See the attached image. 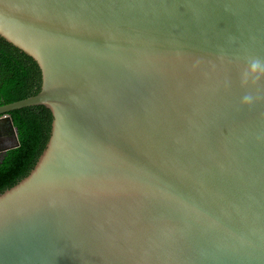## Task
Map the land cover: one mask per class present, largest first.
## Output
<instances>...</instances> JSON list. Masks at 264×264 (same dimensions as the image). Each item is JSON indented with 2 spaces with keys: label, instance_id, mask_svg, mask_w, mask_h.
Returning <instances> with one entry per match:
<instances>
[{
  "label": "water",
  "instance_id": "obj_1",
  "mask_svg": "<svg viewBox=\"0 0 264 264\" xmlns=\"http://www.w3.org/2000/svg\"><path fill=\"white\" fill-rule=\"evenodd\" d=\"M0 38L41 74L0 124L52 116L0 264H264V0H0Z\"/></svg>",
  "mask_w": 264,
  "mask_h": 264
},
{
  "label": "trees",
  "instance_id": "obj_2",
  "mask_svg": "<svg viewBox=\"0 0 264 264\" xmlns=\"http://www.w3.org/2000/svg\"><path fill=\"white\" fill-rule=\"evenodd\" d=\"M41 74L36 63L0 38V106L36 95ZM16 132L18 147L0 159V193L14 186L34 167L49 139L52 116L43 106L6 114Z\"/></svg>",
  "mask_w": 264,
  "mask_h": 264
},
{
  "label": "flooded vegetation",
  "instance_id": "obj_3",
  "mask_svg": "<svg viewBox=\"0 0 264 264\" xmlns=\"http://www.w3.org/2000/svg\"><path fill=\"white\" fill-rule=\"evenodd\" d=\"M15 131L5 124H0V151L15 144ZM3 154H0V159Z\"/></svg>",
  "mask_w": 264,
  "mask_h": 264
},
{
  "label": "clouds",
  "instance_id": "obj_4",
  "mask_svg": "<svg viewBox=\"0 0 264 264\" xmlns=\"http://www.w3.org/2000/svg\"><path fill=\"white\" fill-rule=\"evenodd\" d=\"M260 64H261V62H260L259 60H255V61L252 62V66H253L254 68L259 67ZM246 99H247V97H246Z\"/></svg>",
  "mask_w": 264,
  "mask_h": 264
}]
</instances>
